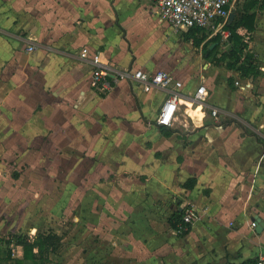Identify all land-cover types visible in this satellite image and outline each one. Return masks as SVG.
<instances>
[{
	"label": "crops",
	"instance_id": "1",
	"mask_svg": "<svg viewBox=\"0 0 264 264\" xmlns=\"http://www.w3.org/2000/svg\"><path fill=\"white\" fill-rule=\"evenodd\" d=\"M253 1L230 12L255 13L239 33L256 72L216 62L230 42L202 30L194 47L209 43L189 79L191 42L172 44L186 30L150 1L0 0V264H239L264 253V7ZM94 55L181 82L173 123L155 120L173 88L144 90L127 75L101 91ZM184 201L197 217L180 234L170 217ZM48 231L60 245L24 257L15 236Z\"/></svg>",
	"mask_w": 264,
	"mask_h": 264
},
{
	"label": "built area",
	"instance_id": "2",
	"mask_svg": "<svg viewBox=\"0 0 264 264\" xmlns=\"http://www.w3.org/2000/svg\"><path fill=\"white\" fill-rule=\"evenodd\" d=\"M150 1L155 14L160 21L166 22L173 32L185 31L189 28H200L211 35L219 34L223 42H228L230 30L225 28L229 23L228 16L234 0H139ZM34 46H28L27 51H32ZM85 56V50L81 53ZM95 64L92 70V83L101 91L109 90L119 77L132 75L144 90L151 88H173L171 93L159 106L156 114L158 125L170 126L179 108L181 95L178 88L181 82L174 81L173 77L164 72H149L141 68L113 69L102 63L97 55L92 57ZM208 92L203 84H199L192 94V99L200 104L206 100ZM210 113L217 118L218 110L211 108ZM182 216L177 223L179 233L186 232L196 220L197 212L194 204L184 201L180 204ZM256 221H251L250 226L255 227ZM254 264H264V253L259 254Z\"/></svg>",
	"mask_w": 264,
	"mask_h": 264
},
{
	"label": "trees",
	"instance_id": "3",
	"mask_svg": "<svg viewBox=\"0 0 264 264\" xmlns=\"http://www.w3.org/2000/svg\"><path fill=\"white\" fill-rule=\"evenodd\" d=\"M257 0L252 2V7L256 3ZM260 7H264V0L259 4ZM249 9L244 5V8L241 11H238L237 15L225 25V28L229 29L231 34L229 37L230 46L229 49L222 53L220 57L216 58L215 61L218 62L222 58L229 57L230 62L227 63L229 67L236 68L241 75H249L254 74L256 72V67L252 62L251 55L247 54L244 57H241V52L245 47V42L242 40V36L239 33V29L245 28L246 30H251L254 28V19L255 13L254 11L249 12ZM217 36V35H216ZM183 37L185 41L191 42V44L195 47L201 45L205 38V34L202 33V29L200 28H189L185 32H183ZM217 37H214L212 41L216 40ZM216 49V45L208 50V54L210 55ZM195 179L189 178L186 182H184V187H191ZM182 216V211L177 210L170 217L171 226L174 229H177V222L180 221ZM180 234H184L180 233ZM60 237L52 231L39 233L32 240L27 236L17 235L15 236V243L20 244L24 250V257H34V258H42L43 253L48 249L55 250L60 245ZM37 249L34 252V249ZM254 260H247L239 264H254ZM234 264V263H229Z\"/></svg>",
	"mask_w": 264,
	"mask_h": 264
},
{
	"label": "rangeland",
	"instance_id": "4",
	"mask_svg": "<svg viewBox=\"0 0 264 264\" xmlns=\"http://www.w3.org/2000/svg\"><path fill=\"white\" fill-rule=\"evenodd\" d=\"M182 36L183 35H180L178 33L176 35H173V38L175 41H173L172 44L175 42L174 48L178 52H179V45H181V43H184ZM208 43H209L208 40H205L204 49L202 48L196 49L190 43H188L187 45H183V47L181 48L182 56H185L187 60L186 66L184 67V69L186 70V77H188L189 79H194L197 73L200 72L199 71L200 68H197V63L199 62V60H201L204 57V52L205 50H207L206 46H208ZM175 53L176 51H173L172 49V54L174 55ZM175 56H177V53ZM210 60H213V59H210Z\"/></svg>",
	"mask_w": 264,
	"mask_h": 264
},
{
	"label": "water",
	"instance_id": "5",
	"mask_svg": "<svg viewBox=\"0 0 264 264\" xmlns=\"http://www.w3.org/2000/svg\"><path fill=\"white\" fill-rule=\"evenodd\" d=\"M233 17H234V13L233 12H230L229 13V16H228V20L231 21L233 19ZM261 229H262V225L261 224H258L256 230L257 231H260Z\"/></svg>",
	"mask_w": 264,
	"mask_h": 264
}]
</instances>
